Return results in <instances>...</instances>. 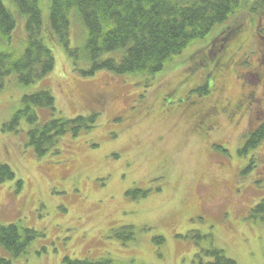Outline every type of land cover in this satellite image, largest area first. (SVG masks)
<instances>
[{"label": "rangeland", "instance_id": "rangeland-1", "mask_svg": "<svg viewBox=\"0 0 264 264\" xmlns=\"http://www.w3.org/2000/svg\"><path fill=\"white\" fill-rule=\"evenodd\" d=\"M253 1L242 0L227 22L157 76L90 75V60L53 44L56 66L44 79L22 86L10 78L0 90V161L16 177L0 185V224L37 235L21 256L2 255L13 264H65L66 256L197 264V254L216 248L237 264H264V220L252 213L264 200V138L240 153L247 137L264 129V11H253ZM70 20L71 47L80 48L86 30L78 16ZM18 22L22 51L25 17ZM226 47L231 52L221 57ZM42 86L55 95L57 118L95 113L96 122L38 157L25 117L14 130L4 124L23 96ZM251 91L256 114L229 120L212 113L216 129L198 132L194 114Z\"/></svg>", "mask_w": 264, "mask_h": 264}, {"label": "trees", "instance_id": "trees-1", "mask_svg": "<svg viewBox=\"0 0 264 264\" xmlns=\"http://www.w3.org/2000/svg\"><path fill=\"white\" fill-rule=\"evenodd\" d=\"M253 2V11H264V0ZM242 7V0H0V90L10 78L22 86H31L51 73L56 66L53 44H60L72 56L79 51L81 57L90 60L91 70L87 72L90 75L105 69L119 75L157 76L173 68L178 56L210 37L209 34ZM71 15L78 16L86 30L80 48L78 44L71 47ZM23 17L26 41L20 51L21 37L16 36V31L20 25L18 19ZM117 55L119 59L115 58ZM204 87L208 88L207 81ZM22 103V108L4 124V129L14 130L25 117L30 125L29 143L36 147L38 157L56 147L61 136L69 132L77 135L96 122L95 113L57 118L55 95L47 86L26 93ZM35 108L49 109L52 117L44 120ZM262 127L247 137L240 153H246L264 138ZM15 177L12 168L0 161V185ZM17 183L21 185L22 181ZM148 192L141 191L139 196ZM252 213L264 220V200ZM36 235L35 230L17 223L0 224V264H13L9 256L1 254L2 250L19 257ZM132 238L133 233L128 232L127 239ZM202 252L196 256L197 264H237L220 249ZM64 262L116 264L110 258L72 259L69 256Z\"/></svg>", "mask_w": 264, "mask_h": 264}, {"label": "flooded vegetation", "instance_id": "flooded-vegetation-1", "mask_svg": "<svg viewBox=\"0 0 264 264\" xmlns=\"http://www.w3.org/2000/svg\"><path fill=\"white\" fill-rule=\"evenodd\" d=\"M259 37H262L259 35ZM263 38V37H262ZM223 43L220 44V46L217 48V52H221L223 50ZM214 55H216V53ZM231 52V49L226 47L223 53H221V56L224 55V57L229 56V53ZM263 65V63H262ZM264 67V65H263ZM243 77V76H241ZM246 79V77H243ZM241 97L238 99V101H230L225 102L221 105H214L212 108L204 109L196 114H194V119L196 122V126L198 128V132L202 135H209L216 129V123H214L211 119L212 113L215 115L221 114L223 116H226L229 118V120H233L237 118L239 114L244 112L245 114L253 115L256 114L255 112H258V100L254 97V91H251L247 94H240ZM185 100L187 98H184ZM183 100V99H181ZM196 102H192L191 104L194 105ZM193 106H190L192 108ZM197 107V104H196ZM256 107V108H255ZM254 108V109H253ZM193 110H196V108H193ZM210 112V114H208Z\"/></svg>", "mask_w": 264, "mask_h": 264}]
</instances>
